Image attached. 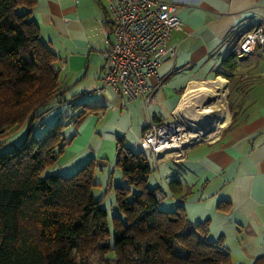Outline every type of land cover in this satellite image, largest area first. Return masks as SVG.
Wrapping results in <instances>:
<instances>
[{"label": "crops", "instance_id": "1", "mask_svg": "<svg viewBox=\"0 0 264 264\" xmlns=\"http://www.w3.org/2000/svg\"><path fill=\"white\" fill-rule=\"evenodd\" d=\"M114 1L36 0L32 8L41 40L57 56L60 100L77 96V104L96 107L78 125L65 103L49 110L44 124L66 123L67 145L48 174L68 175L94 158L96 182L105 185L109 176L114 185L122 184L115 166L117 137L134 151H149L140 140L148 122L170 120L190 87L214 81L222 59L235 53L239 35L264 22V0H163L176 5L181 20L169 38L176 54L158 65L159 80L148 78L154 86L150 102L128 100L107 86L95 91L101 84V53L112 39L108 19ZM228 81L236 107L220 118L215 136L192 144L178 160H154L164 165L169 182L180 181L179 190L168 192L160 206L181 204L191 221L208 220V238L230 254L227 264H264V46L241 58Z\"/></svg>", "mask_w": 264, "mask_h": 264}, {"label": "trees", "instance_id": "2", "mask_svg": "<svg viewBox=\"0 0 264 264\" xmlns=\"http://www.w3.org/2000/svg\"><path fill=\"white\" fill-rule=\"evenodd\" d=\"M35 3L0 0V133L29 125L21 144L0 153V264H227L230 254L208 238V220L191 221L181 204L160 207L147 185V154L126 146L122 137L115 166L124 183L114 185L108 176L105 184L118 214L109 217L92 192L101 185L94 179V158L70 175L42 176L67 145L66 123H51L35 136L32 121L63 102L74 109L78 125L96 107L77 104V96L60 100L57 56L40 38ZM240 59L229 53L216 76L229 80ZM169 185L177 192L180 181L172 178Z\"/></svg>", "mask_w": 264, "mask_h": 264}, {"label": "built area", "instance_id": "3", "mask_svg": "<svg viewBox=\"0 0 264 264\" xmlns=\"http://www.w3.org/2000/svg\"><path fill=\"white\" fill-rule=\"evenodd\" d=\"M110 12L112 39L101 53V84L95 91L107 86L128 100L141 97L150 102L154 86L148 78L155 76L159 80L158 65L163 59L174 57L177 51L176 44L169 43L172 30L181 28L176 5L163 0H115ZM263 46L264 22H259L237 38L236 58ZM218 130L206 137L205 130L199 138L186 141L190 131L174 110L168 121L148 122L140 140L160 163L180 159L192 143L211 140ZM168 152L174 155L165 158L163 155Z\"/></svg>", "mask_w": 264, "mask_h": 264}, {"label": "rangeland", "instance_id": "4", "mask_svg": "<svg viewBox=\"0 0 264 264\" xmlns=\"http://www.w3.org/2000/svg\"><path fill=\"white\" fill-rule=\"evenodd\" d=\"M19 10H21V8ZM218 76L223 77L226 81V91H225L224 98L226 101V109H227V111H229L231 113L232 109H234V107H236L235 103L237 102V98H235V95L233 93V83L229 82L228 79L223 75H217L214 78H212V80H215ZM233 103L235 105H233ZM208 105H210V106L212 105L211 106L212 112H210V114L205 118V121H204V129L206 130V133L204 134L205 137L209 133L216 131L215 126L217 125L219 119L224 114L223 110L221 108H219L218 105L216 104V101L212 100L208 103ZM231 107H232V109H231ZM50 112L51 111L45 113L41 118H39V119L36 118L32 121V123L30 124V130H31L32 135H35V136L43 135L44 131L49 126V124H44V123H46L47 119H45V118L47 115H49ZM224 124H225V121H224ZM28 127H29L28 124H23V125H20L18 127L11 129L10 131L0 133V153L8 151V150L12 149L14 146L21 144L22 141L27 136ZM40 128L42 130H40ZM145 153L147 154V156L150 160V164H151V168H152V171L150 172V174L147 177L148 178L147 179L148 187L155 190V194L160 200L169 198V197H167V195L169 194L168 192L173 193V191L169 185V181L165 178L167 171H166L165 167H163L164 165H162V167L156 166L155 161H154L155 158L149 153V151L145 150ZM78 167L75 170H73V172H75L78 169ZM73 172H70L68 175L72 174ZM47 173H48V171H45L42 174V176H45ZM57 175H59V173ZM62 175H67V174H62ZM123 183H124V181H123ZM92 192L96 198L101 200V204L104 208L107 209L109 217L112 214H118L119 213L117 210V207L115 205V202H114L113 191H110V189H108L106 185L102 184V185L94 186L92 188ZM164 206L161 205L160 207L162 209H164L163 208ZM108 226L111 230L112 224H111L110 218H108Z\"/></svg>", "mask_w": 264, "mask_h": 264}, {"label": "bare ground", "instance_id": "5", "mask_svg": "<svg viewBox=\"0 0 264 264\" xmlns=\"http://www.w3.org/2000/svg\"><path fill=\"white\" fill-rule=\"evenodd\" d=\"M225 91L226 81L221 77L213 82L192 86L187 90L186 96L180 100L175 109L176 115L182 119L185 126L190 131V136L185 139L186 141L199 138L205 132V118L212 112V105H208L210 101H216L219 108L225 107ZM223 111L224 114H226L227 110L224 109ZM195 114H199V117ZM223 120L224 119H219V126L223 124ZM220 127L215 126V129ZM173 155V153L168 152L163 156L166 158Z\"/></svg>", "mask_w": 264, "mask_h": 264}, {"label": "water", "instance_id": "6", "mask_svg": "<svg viewBox=\"0 0 264 264\" xmlns=\"http://www.w3.org/2000/svg\"><path fill=\"white\" fill-rule=\"evenodd\" d=\"M192 144H194V143H192ZM192 144H191V145H192ZM191 145H190V146H191Z\"/></svg>", "mask_w": 264, "mask_h": 264}]
</instances>
